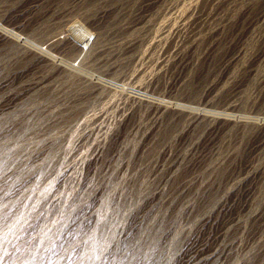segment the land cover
I'll return each mask as SVG.
<instances>
[{
	"label": "rangeland",
	"instance_id": "374dc122",
	"mask_svg": "<svg viewBox=\"0 0 264 264\" xmlns=\"http://www.w3.org/2000/svg\"><path fill=\"white\" fill-rule=\"evenodd\" d=\"M215 1L0 0V264H264V0Z\"/></svg>",
	"mask_w": 264,
	"mask_h": 264
},
{
	"label": "bare ground",
	"instance_id": "6f19581e",
	"mask_svg": "<svg viewBox=\"0 0 264 264\" xmlns=\"http://www.w3.org/2000/svg\"><path fill=\"white\" fill-rule=\"evenodd\" d=\"M217 1V0H216ZM215 1V2H216ZM93 2V1H92ZM145 2V1H144ZM143 3V2H142ZM34 5V4H33ZM103 5V4H102ZM5 7V6H4ZM3 8V7H2ZM1 8V9H2ZM26 8V7H25ZM206 8V7H205ZM34 9V8H33ZM209 10V9H208ZM207 10V11H208ZM45 13V12H44ZM7 15V14H6ZM46 15V14H45ZM206 15V14H205ZM215 15V14H214ZM18 23V22H17ZM29 23V22H28ZM189 23V22H188ZM179 24V23H178ZM1 27V26H0ZM34 27V26H33ZM195 29V28H194ZM2 30H3V28H2ZM6 31H7V29H6ZM64 32V31H63ZM8 33H10V32H8ZM10 34H12V33H10ZM9 34V35H10ZM177 34V33H176ZM17 35V34H16ZM3 36H5V35H2V37ZM7 36H8V34H7ZM12 36V35H11ZM14 36V35H13ZM20 36V35H19ZM187 36V35H186ZM1 37V38H2ZM6 37V36H5ZM14 37H16V36H14ZM10 38V37H9ZM18 38V37H17ZM6 39V38H5ZM19 39V38H18ZM218 39V38H217ZM52 40V39H51ZM5 42V41H4ZM51 42V41H50ZM25 44H27L26 42H25ZM35 44V43H34ZM215 44V43H214ZM29 45H30V43H29ZM33 47V46H32ZM36 47H38L37 45H36ZM40 49H42V48H40ZM23 59H24V57H23ZM224 70V69H223ZM222 73V72H221ZM219 79V78H218ZM230 90H231V88H230ZM206 96V95H205ZM221 103V102H220ZM223 103V102H222ZM203 105V104H202ZM211 107V106H210ZM233 108V107H232ZM167 109V108H166ZM229 109V108H228ZM237 109V108H236ZM229 110H231V109H229ZM235 112V111H234ZM197 113V112H196ZM194 115V114H193ZM171 117V116H170ZM213 117V116H212ZM165 119V118H164ZM173 119V118H172ZM162 121V120H161ZM195 122V121H194ZM233 123H235V121L233 122ZM229 124V123H228ZM230 125V124H229ZM232 125V124H231ZM189 128V127H188ZM260 129V128H259ZM222 133V132H221ZM261 134V133H260ZM208 138V137H207ZM211 138V137H210ZM256 138V137H255ZM181 139H183V138H181ZM180 139V140H181ZM262 139V138H261ZM251 142V141H250ZM254 143V142H253ZM259 144V143H258ZM255 146V145H254ZM165 148V147H164ZM207 148H209V147H207ZM260 148V147H259ZM210 149V148H209ZM201 150V149H200ZM250 151V150H249ZM202 154V153H201ZM131 155V154H130ZM246 157V156H245ZM244 158V157H243ZM243 161V160H242ZM253 161V160H252ZM246 162H247V160H246ZM193 164V163H192ZM192 166V165H191ZM242 166V165H241ZM264 166V165H263ZM127 167V166H126ZM125 167V168H126ZM254 167V166H253ZM128 168V167H127ZM198 168V167H197ZM145 169V168H144ZM159 170V169H158ZM137 171V170H136ZM189 171V170H188ZM203 171V170H202ZM124 172V171H123ZM167 172V171H166ZM204 173V172H203ZM173 175V174H172ZM188 175V174H187ZM173 177V176H172ZM182 180V179H181ZM225 180V179H224ZM124 181V180H123ZM204 182V181H203ZM184 183V182H183ZM248 183V182H247ZM165 184V183H164ZM168 185V184H167ZM235 185V184H234ZM243 186V185H242ZM115 187V186H114ZM113 189V188H112ZM153 189V188H152ZM197 189V188H196ZM219 189V188H218ZM246 189H248V188H246ZM245 189V190H246ZM228 190V189H227ZM111 191V190H110ZM199 191V190H198ZM232 192V191H231ZM163 193V192H162ZM242 194H243V192H242ZM245 194H248V193H245ZM146 195V194H145ZM183 195V194H182ZM224 195V194H223ZM249 195V194H248ZM235 196V195H234ZM243 196V195H242ZM247 196V195H246ZM178 198V197H177ZM238 198V197H237ZM240 198V197H239ZM169 199V198H168ZM160 200V199H159ZM221 200V199H220ZM238 200V199H237ZM180 201V200H179ZM226 201V200H225ZM233 201V200H232ZM231 201V202H232ZM117 202V201H116ZM116 202H115V204H116ZM162 202V201H161ZM203 202V201H202ZM224 202V201H223ZM227 202H228V200H227ZM166 204H167V202H165ZM236 203H238V202H236ZM236 203H234V204H236ZM245 203V202H244ZM246 204V203H245ZM133 205V204H132ZM157 205V204H156ZM172 205V204H171ZM225 205V204H224ZM242 205V204H241ZM250 205H252V203L250 204ZM190 206H192V205H190ZM227 206H229V205H227ZM232 206V205H231ZM235 206V205H234ZM236 206H238V205H236ZM245 206V205H244ZM133 207V206H132ZM154 207V206H153ZM162 207V206H161ZM218 207V206H217ZM221 207H222V205H221ZM240 206H238V208H239ZM264 207V206H263ZM152 208V207H151ZM225 208V207H224ZM228 208V207H227ZM232 208V207H231ZM236 208V207H235ZM247 208V207H246ZM147 209V208H146ZM226 209V208H225ZM229 209V208H228ZM223 210V209H222ZM230 210V209H229ZM146 211V210H145ZM184 211V210H183ZM182 211V212H183ZM209 211V210H208ZM236 211V210H235ZM245 211V210H244ZM109 212V211H108ZM170 212V211H169ZM195 212V211H194ZM213 212H215V211H213ZM216 212H218V210H216ZM222 212H225V210L224 211H222ZM233 212V211H232ZM173 213V212H172ZM243 213V212H242ZM212 214V213H211ZM215 214H217V213H215ZM214 214V215H215ZM236 214V213H235ZM234 214V215H235ZM240 214V213H239ZM246 214V213H245ZM204 215V214H203ZM226 215V214H225ZM258 215H259V213H258ZM261 215H262V213H261ZM107 216V215H106ZM126 216V215H125ZM127 216H128V214H127ZM139 216V215H138ZM179 216V215H178ZM216 216V215H215ZM217 217V216H216ZM219 217H220V215H219ZM223 217V216H222ZM230 217V216H229ZM254 217H255V215H254ZM253 217V218H254ZM262 217V216H261ZM206 218V217H205ZM212 218V217H211ZM238 218V217H237ZM241 218V217H240ZM256 219H258V218H256ZM196 220V219H195ZM213 220H214V218H213ZM219 220V219H218ZM221 220L222 219H220V222H221ZM225 220V219H224ZM232 220H233V218H232ZM236 220V219H235ZM260 220V219H259ZM161 221V220H160ZM199 221H200V219H199ZM202 221V220H201ZM207 221H209V220H207ZM223 221V220H222ZM227 221V220H226ZM243 221V220H242ZM195 222V221H194ZM219 222V221H218ZM225 222V221H224ZM251 222V221H250ZM141 223V222H140ZM211 223V222H210ZM223 223V222H222ZM231 223V222H230ZM114 224V223H113ZM117 224V223H116ZM193 224V223H192ZM198 224V223H197ZM202 224V223H201ZM216 224V223H215ZM221 224V223H220ZM229 224V223H228ZM236 224V223H235ZM246 224V223H245ZM255 224V223H254ZM200 225V224H199ZM204 225H205V223H204ZM227 225V224H226ZM225 225V226H226ZM256 225V224H255ZM147 226V225H146ZM210 226H211V224H210ZM202 227H204V226H202ZM147 228V227H146ZM217 228V227H216ZM219 228H220V226H219ZM223 228H224V225H223ZM222 228V229H223ZM227 229V228H226ZM167 230V229H166ZM213 230V229H212ZM217 230V229H216ZM219 230V229H218ZM231 230H233L232 228H231ZM241 230V229H240ZM253 230V229H252ZM252 230H249V231H252ZM175 231H176V229H175ZM197 231V230H196ZM220 231H221V229H220ZM256 231H258V230H256ZM171 232V231H170ZM173 232V231H172ZM177 232V231H176ZM206 232H207V230H206ZM210 232V231H209ZM259 232V231H258ZM141 233V232H140ZM167 233V232H166ZM175 233V232H174ZM180 233V232H179ZM226 233V232H225ZM233 234V233H232ZM209 235V234H208ZM207 235V236H208ZM218 235V234H217ZM249 235H250V232H249ZM201 236V235H200ZM254 236V235H253ZM171 237V236H170ZM205 237V236H204ZM255 237V236H254ZM177 238V237H176ZM196 238H200V237H196ZM195 238V239H196ZM222 238V237H221ZM250 238H252V237H250ZM114 239H115V237H114ZM193 239V238H192ZM202 239V238H201ZM204 239V238H203ZM209 239H210V237H209ZM217 238H215V240H216ZM223 239V238H222ZM190 241V240H189ZM198 241V240H197ZM203 241V240H202ZM217 241V240H216ZM220 241V240H219ZM239 241V240H238ZM207 242V241H206ZM104 243V242H103ZM108 243H110V242H108ZM137 243V242H136ZM155 243V242H154ZM159 243V242H158ZM205 243V242H204ZM209 243V242H208ZM211 243H212V241H211ZM219 243V242H218ZM237 243V242H236ZM150 244V243H149ZM234 244V243H233ZM208 245V244H207ZM212 245V244H211ZM211 245H210V247H211ZM235 245H237V244H235ZM192 246V245H191ZM219 246V245H218ZM134 247V246H133ZM201 247V246H200ZM213 247H214V245H213ZM217 247V246H216ZM220 247V246H219ZM141 248V247H140ZM183 248V247H182ZM196 248V247H195ZM198 248H199V246H198ZM215 248V247H214ZM222 248V247H221ZM204 249V248H203ZM208 249V248H207ZM229 249V248H228ZM238 249V248H237ZM176 250V249H175ZM174 250V251H175ZM193 250V249H192ZM216 250H217V248H216ZM225 250V249H224ZM222 251H223V249H222ZM233 251V250H232ZM238 251V250H237ZM137 252V251H136ZM155 252V251H154ZM182 252V251H181ZM193 252V251H192ZM178 253H180V252H178ZM190 253V252H189ZM197 253V252H196ZM207 253V252H206ZM235 253V252H234ZM237 253V252H236ZM261 253V252H260ZM209 254V253H208ZM207 254V255H208ZM216 254V253H215ZM219 254V253H218ZM217 254V255H218ZM263 254V253H262ZM81 255V254H80ZM117 255V254H116ZM144 255V254H143ZM146 255V254H145ZM176 255V254H175ZM194 255V253H192V256ZM197 255V254H196ZM205 255V254H204ZM210 255H211V253H210ZM214 255V254H213ZM128 256V255H127ZM135 256V255H134ZM171 256V255H170ZM100 257V256H99ZM183 257V256H182ZM216 257V256H215ZM156 258V257H155ZM199 258V257H198ZM189 259H191V258H189ZM259 259V258H258ZM204 260V259H203ZM221 261H222V259H221ZM188 262V261H187ZM205 262V261H204ZM227 262V261H226ZM232 262V261H231ZM259 262V261H258ZM195 263V262H194ZM158 264V263H157ZM177 264V263H176ZM225 264V263H224ZM227 264V263H226ZM257 264V263H256Z\"/></svg>",
	"mask_w": 264,
	"mask_h": 264
}]
</instances>
